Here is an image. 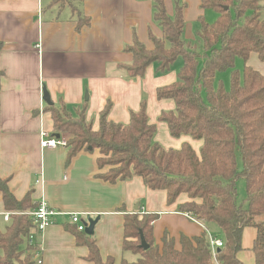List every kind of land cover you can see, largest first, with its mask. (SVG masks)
<instances>
[{"label": "trees", "instance_id": "1", "mask_svg": "<svg viewBox=\"0 0 264 264\" xmlns=\"http://www.w3.org/2000/svg\"><path fill=\"white\" fill-rule=\"evenodd\" d=\"M152 1L153 19L162 37L150 35L151 50L134 39L125 49L132 54V62L123 68L129 77H141L152 63L163 73L181 58L177 80L156 89L157 100L174 102V111L161 113L159 121L167 125L173 138L189 136L202 141L199 153L185 143L179 149L157 144L145 102L130 113L127 124L109 121L107 104L99 113L97 130L86 120L84 107L68 108L62 102L46 105L43 110L51 116L53 134L71 135L65 145L67 162L82 150H97V178L112 184L140 177L148 189L164 191L168 205L186 195L187 201L177 207L178 212L215 225L222 235L223 246L214 255L208 233L196 238L181 234L176 246L164 232L158 245L152 234L156 215L125 214L121 249L139 258L135 262L121 259L119 264H242L236 254L246 227L256 229L254 264H264V224L257 221L264 215V75L246 64L252 53L264 63L262 2L201 0V8L213 11L216 18L212 23L198 20L196 35L203 49L199 54L182 40V8L177 6L169 17L163 0ZM86 24L85 18L79 19L78 27ZM236 58L243 62L240 71L234 69ZM225 71H230L227 90L221 82H214L215 74ZM240 179L244 180L245 198L238 204L236 182ZM0 192L4 211L10 214L0 230V264H37L32 253L37 251L40 258V233L28 215L37 204H32L29 195L20 201L14 199L2 180ZM66 228L78 246L87 248L88 263H114L110 257L102 260L93 235L78 231L75 225ZM141 235L148 245L146 250L140 248Z\"/></svg>", "mask_w": 264, "mask_h": 264}, {"label": "crops", "instance_id": "2", "mask_svg": "<svg viewBox=\"0 0 264 264\" xmlns=\"http://www.w3.org/2000/svg\"><path fill=\"white\" fill-rule=\"evenodd\" d=\"M200 2L163 0L169 17L177 6L182 8V36L186 30L196 29V33L199 18L209 21L210 10L202 9ZM153 12L152 0H0V180L17 201L29 195L32 204L44 200L58 213L37 238L41 264H90L87 248L78 246L66 228H73L71 214H78L82 222L85 216L98 218L93 237L102 260L110 257L113 264L126 260L121 249L125 214L156 215L152 234L158 245L164 232L176 246L181 234L196 238L210 233L213 225L178 212L186 195L168 205L165 192L148 189L140 177L112 184L97 178V150H82L67 162L66 147H40L42 133L53 136L51 116L43 110L45 90L54 105L84 107L93 130L107 104V119L127 124L130 113L145 102L157 144L179 149L185 143L199 153L202 141L189 136L173 138L167 125L159 121L161 113L174 111V102L157 100L156 89L175 82L178 72L160 73L152 63L141 77H129L123 68L132 62V54L125 49L134 39L151 50L150 35L162 37ZM80 18L88 25L78 27ZM246 64L264 75V63L256 54H250ZM4 212L0 192V230L6 225ZM257 221L264 224V215ZM255 237V228L243 229L241 250L236 254L242 264H254Z\"/></svg>", "mask_w": 264, "mask_h": 264}, {"label": "built area", "instance_id": "3", "mask_svg": "<svg viewBox=\"0 0 264 264\" xmlns=\"http://www.w3.org/2000/svg\"><path fill=\"white\" fill-rule=\"evenodd\" d=\"M40 140V147L42 149H55L57 147H65L66 140L59 136V138H55L54 136H48L45 133H42ZM3 221L8 222L10 214L8 212H4L1 214ZM31 217L32 221L37 225V231L39 233L44 230L47 226L52 223L53 217L57 216L52 208L48 206V204L43 200L37 203L36 208L28 213ZM69 220L71 224L75 225L78 231H84L86 228L85 222L81 221V218L78 214L69 215ZM29 240H32V237H29ZM208 240L210 250L212 255L215 254L216 250L222 248L223 242L221 240L216 239L210 233H208ZM34 259H37V264H41V260L39 258V254L34 255Z\"/></svg>", "mask_w": 264, "mask_h": 264}, {"label": "rangeland", "instance_id": "4", "mask_svg": "<svg viewBox=\"0 0 264 264\" xmlns=\"http://www.w3.org/2000/svg\"><path fill=\"white\" fill-rule=\"evenodd\" d=\"M208 13L210 15L209 21H206V20L205 21L208 22V23H212L215 20V18H216V14L213 11H211V10L208 11ZM195 30L196 29H192L191 31L186 30L184 35L182 36V40L184 42H189L195 48L197 53L202 54L203 53V49L201 47L199 39L197 38ZM181 65H182V60H181L180 57H178L176 59V61L164 73L169 72V71L177 73L178 70L176 71L175 68L178 67V69H179ZM201 66H202V60H199L198 67L201 68ZM242 66H243L242 60L239 59V58H236L234 69L240 71L242 69ZM229 74H230V71L216 73L215 76H214L215 84H217L218 82H221L223 87H224V89L227 90L229 88ZM176 80H177V77H176ZM201 95L204 96L203 92H201ZM64 134H66V137L68 138V134L67 133H64ZM191 140H193V139H191ZM238 167H240L239 159H238ZM244 186H245V184H244V180L243 179H240V180H238L236 182V194H237L236 201H237L238 204L241 203L244 200V198H245ZM82 219L85 222H87L88 217L85 216V217H82ZM213 226H210V229H209L211 235L213 237H220L221 238L222 235ZM32 254H33V256L36 255L37 251H34ZM125 256H126V260L128 262H135L139 258V255H135V254L130 253V252H125Z\"/></svg>", "mask_w": 264, "mask_h": 264}, {"label": "water", "instance_id": "5", "mask_svg": "<svg viewBox=\"0 0 264 264\" xmlns=\"http://www.w3.org/2000/svg\"><path fill=\"white\" fill-rule=\"evenodd\" d=\"M43 100H44L45 104L48 106H51L53 104L50 101V98H49V96L45 90H43ZM53 136L55 138H59L60 135L59 134H53ZM97 221H98V218H95V219L88 218L87 222H85L86 228L84 230V233L86 235H89V236L93 235L94 226L97 223ZM140 240H141L140 248H142L143 250L148 249V245L146 244L142 235L140 236Z\"/></svg>", "mask_w": 264, "mask_h": 264}]
</instances>
